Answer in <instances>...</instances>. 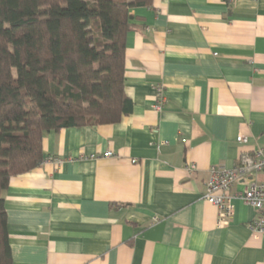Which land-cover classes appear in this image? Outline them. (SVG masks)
Wrapping results in <instances>:
<instances>
[{
    "label": "crops",
    "instance_id": "obj_1",
    "mask_svg": "<svg viewBox=\"0 0 264 264\" xmlns=\"http://www.w3.org/2000/svg\"><path fill=\"white\" fill-rule=\"evenodd\" d=\"M131 13L132 110L44 132L43 160L2 192L12 264H264L238 197L246 179L221 226L202 198L210 166L264 148V0H151Z\"/></svg>",
    "mask_w": 264,
    "mask_h": 264
},
{
    "label": "trees",
    "instance_id": "obj_2",
    "mask_svg": "<svg viewBox=\"0 0 264 264\" xmlns=\"http://www.w3.org/2000/svg\"><path fill=\"white\" fill-rule=\"evenodd\" d=\"M151 0H0V264H12L2 192L43 160L44 132L131 112L124 46Z\"/></svg>",
    "mask_w": 264,
    "mask_h": 264
},
{
    "label": "built area",
    "instance_id": "obj_3",
    "mask_svg": "<svg viewBox=\"0 0 264 264\" xmlns=\"http://www.w3.org/2000/svg\"><path fill=\"white\" fill-rule=\"evenodd\" d=\"M231 2L233 0H226ZM155 110H160L165 102V96L162 87L157 85ZM238 142H246L245 135L237 136ZM113 154L109 151L103 153L104 157H110ZM94 157V156H91ZM55 164L60 165L62 159L53 158ZM188 170L194 169V164L186 166ZM264 173V148L257 147L251 152L242 153L237 164L233 167L226 168L221 166H210L209 176L205 183V190L202 198L217 208V226L231 220L234 207L232 200L234 195L231 193L232 186L240 180L246 179L243 190L238 194L247 205L254 211V218L248 223L253 234H264V180L259 181L255 176Z\"/></svg>",
    "mask_w": 264,
    "mask_h": 264
}]
</instances>
